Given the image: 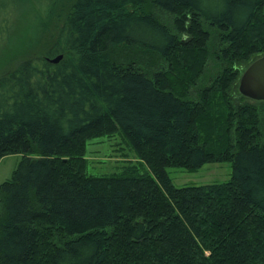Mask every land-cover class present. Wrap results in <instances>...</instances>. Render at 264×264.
<instances>
[{
    "label": "trees",
    "instance_id": "obj_1",
    "mask_svg": "<svg viewBox=\"0 0 264 264\" xmlns=\"http://www.w3.org/2000/svg\"><path fill=\"white\" fill-rule=\"evenodd\" d=\"M23 1L0 0V42ZM28 1L48 12L57 0ZM152 7L176 16L177 33ZM258 14L264 0H75L54 43L62 58L25 59L0 78V157L21 154L0 184V264H264V117L240 126L236 144L213 148L224 122L212 94L196 112L161 75L110 52H177V60L206 47L204 21L234 45L229 62L248 65L264 53V28L250 31ZM237 78L232 67L228 81ZM255 102L264 113V100ZM239 108L258 115L253 103ZM117 130L144 171H71L75 150ZM211 159L231 162L228 181L175 186L167 172Z\"/></svg>",
    "mask_w": 264,
    "mask_h": 264
},
{
    "label": "rangeland",
    "instance_id": "obj_2",
    "mask_svg": "<svg viewBox=\"0 0 264 264\" xmlns=\"http://www.w3.org/2000/svg\"><path fill=\"white\" fill-rule=\"evenodd\" d=\"M74 1L57 0L48 12L41 10L38 3L23 1L19 12L11 23L8 36L0 42V78L14 70L25 59L36 57H47L48 59L58 55V53H54V43L61 29V24ZM151 9L160 21L168 26L169 30L177 33L174 23L175 15L155 9V7ZM201 24L209 37L206 47L199 51H188L180 55L181 58L179 57L177 60V52L175 56L163 58L146 50L127 47L110 49L111 58L119 63L132 62L142 68L150 77L161 75L180 96L194 101L192 103L197 108L195 109L196 112H200L201 107L206 108V99L212 94L213 113L224 122L220 124V129L212 131L213 134H220L223 138L215 139L213 148L215 144L220 145L225 142V144H236V136L240 126L247 125L252 121L256 122L258 119L259 126L263 123L264 113L260 110L261 106L255 102L257 100L240 93L238 79H240L244 69L264 53L255 58L252 57L248 65L239 66L236 62V64L231 63L225 53L231 54L232 50L230 49L234 45L223 38H227L226 34L208 26L204 21H201ZM263 28V16L258 14L250 31L256 34L258 29ZM194 55L196 57L191 61L190 57ZM185 58L186 60H184ZM193 63L196 66H192ZM232 67L237 70L239 78H237L236 84L231 85V80L228 81V78ZM239 96L244 97V99ZM247 103L256 105L257 116L255 111L251 114L250 112H241L239 107ZM248 114L252 115V120L243 119V116ZM259 129L262 137L264 127L260 126ZM263 139L262 137L261 141ZM20 160L21 154L17 153L0 157V184L10 178ZM66 160H69L68 164L71 166V171L83 173L86 176H123L137 171L142 172L145 169V164L140 160L127 137L119 130L88 139L82 149L75 150ZM167 172L175 186L209 185L228 181L231 177L232 165L228 160L216 161L211 159L196 170L169 167ZM1 202L0 197V207ZM52 239L53 241L49 242V246L58 243L57 233L52 235ZM256 246L260 249L259 243Z\"/></svg>",
    "mask_w": 264,
    "mask_h": 264
},
{
    "label": "water",
    "instance_id": "obj_3",
    "mask_svg": "<svg viewBox=\"0 0 264 264\" xmlns=\"http://www.w3.org/2000/svg\"><path fill=\"white\" fill-rule=\"evenodd\" d=\"M62 58L58 54L49 61L57 63ZM238 89L241 94L255 100H264V55L254 59L242 72Z\"/></svg>",
    "mask_w": 264,
    "mask_h": 264
}]
</instances>
